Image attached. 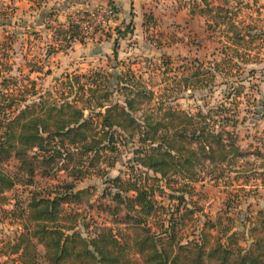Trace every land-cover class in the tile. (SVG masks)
<instances>
[{"label":"trees","instance_id":"obj_1","mask_svg":"<svg viewBox=\"0 0 264 264\" xmlns=\"http://www.w3.org/2000/svg\"><path fill=\"white\" fill-rule=\"evenodd\" d=\"M32 1L37 10L46 0ZM150 1L159 4V0ZM13 3L14 0H8L3 5L5 8H1L0 26L11 24L9 21L16 10ZM176 10H187L191 18L210 17L208 29L222 34L228 43L222 44L224 49L218 51V58L209 68L198 59L191 60V75L198 79L194 85L207 86L219 77H234L237 72L238 76L246 73L249 78L256 73L255 68H247L260 62L259 54L253 58L248 53L261 40L257 26L253 34L243 31V22L236 13L212 0H183ZM56 16L52 8L43 25L51 33L52 41L46 44L44 56L36 58L42 69L31 68V73L51 75L50 67L43 72L45 60L68 51L75 42L86 44L95 39L93 36L97 33L111 38L102 28L85 36L72 19L59 23ZM19 22L25 24L28 38L37 37L39 26L36 23L21 19ZM226 23L233 28L230 33L222 29ZM144 26L158 48L183 42L159 31L153 14L146 15ZM127 31L133 32L131 24ZM12 38L14 36L10 35L0 41V215L9 225H17L18 231L13 237L0 238V258L4 259L0 264H264V211L254 218L247 234L233 232V220L218 215L215 220H206L192 234V239L185 236L187 220L197 226V220L191 218L194 210L186 207L183 195L193 192L189 183L196 181L201 173H207L218 183L224 178L222 167L226 162L237 165L239 158L246 157L239 144L236 120L222 118L234 130L224 128L216 132L212 126L216 120L209 115L192 116L161 103L152 110L138 108L141 96L145 95L149 104L155 93L141 90L137 83L131 88L123 85L124 78L132 82V77L126 74L116 78L119 81L117 92L125 97L123 104L108 99V83L113 74L104 76L100 72L93 76L100 80L93 79L88 86L80 81L85 75L65 73L62 79L67 81L60 82L62 90L54 87L59 99L53 98L52 92L40 96L36 90L38 78L9 76L13 68L9 63L16 55L13 52L16 39ZM115 43L113 55L108 59H119L117 41ZM249 57L252 59L246 60ZM164 62L168 65L171 60L166 57ZM127 72L131 74L130 70ZM87 78L89 81L90 77ZM237 79L229 87L234 102L246 89L242 78ZM75 89L80 92L73 100L68 99ZM30 97L32 104H27ZM86 111L90 112L87 116ZM139 111L144 113L141 122L134 117ZM113 128L128 136H135L136 132L146 135L147 139L141 138V141H150L142 146L136 161L147 170L137 176L110 180L111 186L101 196L102 200H109V204L104 205L108 209L104 212L106 219L91 226L86 222L87 208L82 198L91 197L93 192L91 188L79 189L78 183L93 175L89 168L97 165L102 150L111 153L117 150L121 136ZM91 152L96 153L95 158L89 162L83 160ZM254 153L257 158L263 156L261 149ZM12 159L19 160L15 170L6 164ZM58 169L66 173L69 180H59L55 175ZM102 173L99 169L96 174ZM37 174L53 181L39 185L35 180ZM102 176L106 177L105 173ZM261 177L258 181L264 184ZM17 186H31L35 190L29 192L25 200L17 195L10 197L8 193L14 192ZM245 186L237 193H248ZM157 197H166L169 205H162ZM239 197L236 194L235 201ZM174 200L179 201L178 204H173ZM233 203L229 201V205ZM121 210L125 211L123 216H120ZM109 217L111 222L107 220ZM241 241L247 245L243 246Z\"/></svg>","mask_w":264,"mask_h":264},{"label":"rangeland","instance_id":"obj_2","mask_svg":"<svg viewBox=\"0 0 264 264\" xmlns=\"http://www.w3.org/2000/svg\"><path fill=\"white\" fill-rule=\"evenodd\" d=\"M212 1H214V4L221 5L225 10L236 13L238 19L243 22L241 24L243 31L253 34L255 32L254 27L257 26L258 37L261 40L255 43L252 51H248L253 58L255 54H259L258 59L260 60L259 63L247 68V70L250 68L256 69V73L252 77L249 78L246 73H240L241 76H238L239 73L237 72L235 74L236 77H219L217 81L215 80L207 86L194 85L198 79L191 75V60L198 59L204 63L205 68H209L211 66L210 63L218 58V51L224 49L222 44L228 43L222 38V34L208 29L207 24L210 17L198 16L189 18L185 12H178L176 9L183 0H159L157 6H149L146 9L147 14H154L159 31L182 39V43L158 48L149 37L151 33L146 35V41L143 40L141 41L142 43L138 42V40L130 41L128 38L119 36L120 51L124 50L125 52L120 53L118 60L108 59L107 56L97 60L93 59V57L88 58L85 55L76 56L74 53L68 56L58 55L57 57L55 56L54 70L49 76L44 73H31L30 70L31 68L33 70L42 69V66L38 65L36 58L43 57L48 40H52V37H49L51 33L42 27H37V37L32 35L27 40L26 31H24L26 30L25 24L23 22L20 23V19H16L14 16L9 21L10 25L6 23L4 27L0 26V39L10 35L14 36L13 40L16 39L13 46V52L15 51L16 55L9 63L13 65L9 76L20 79L24 77L38 78L36 90L40 96L46 95L47 92H52L53 98L59 99L60 96L54 92V87L62 90L60 82L67 81L62 78L67 75L65 73H71L63 71H66V67L72 66L78 69L77 74L86 76V78H81L80 81L81 83H87V86L93 79L100 80L98 77H93L95 73L100 72L104 76L113 74V77L110 78V83H108L110 87V97L108 96V99L112 103L123 104L125 100L124 95L121 92H117L119 81L116 78L126 74L128 78L132 77V82L126 81V78H124L123 85L131 88L134 85L133 83H137L141 90L143 88L155 93L149 104H146L145 95L141 96L137 103L138 108H151L152 110L155 106L156 108L159 107L161 103L164 106L168 105L174 110L184 111L192 116L209 115L216 120L212 124L216 132H222L224 128L227 131L234 130L226 125V122L222 119L224 117L232 118L238 122L239 144L243 147L246 157L239 158L237 165L226 162L222 167L224 178L218 183H215L207 173H201L196 177V181L189 183L193 188V192L191 194H183L187 203L186 207L194 210L191 218L197 220L196 227L191 225V221L187 220L189 224L185 236L191 239L192 234L206 220H215L218 215L223 218L229 217L233 220V232L247 234L254 218L264 211V184L258 181L260 176L264 178V0H257V2L256 0ZM6 3L7 0H0V10L2 7L5 8L3 5ZM94 13L77 11L70 17L74 20L75 17L80 15ZM111 24L99 26L98 28H102L104 32L113 33V35H120L116 34L114 30L112 31ZM222 29L228 32L230 30L231 32L233 28L230 23H226L222 25ZM99 35L101 34H94L93 38H97ZM166 57L171 60L168 65L164 62ZM251 59L249 57L246 60ZM44 63L46 66L43 72L47 70V67L51 66L47 64L46 60ZM128 70L131 71L129 75ZM87 77H90L89 81ZM237 78H242L241 80H243V85L246 86V89L242 91V97L236 98L234 102L232 101L233 97L230 95L232 90L229 87L234 81L239 80ZM104 81L105 79L101 83H104ZM24 84H26V81H24ZM75 90L68 95V99L73 100L76 94L80 92L77 89ZM103 99L101 98L100 100ZM32 100L33 98L30 97V101L27 104H32ZM162 113L164 112L162 111ZM89 114L90 112L86 111V116ZM143 114V111H139V113L134 114V117L138 118L136 119L138 122H141ZM112 130L121 136L118 138L117 150L113 153L102 150L100 152L101 158L97 165L89 168L93 175L78 183L79 189L91 188L93 192L91 197L82 198L83 204L87 208L88 219L86 222L91 226H94L95 222L98 224L103 223L106 219L107 215L104 212L108 209L104 208V205L109 204V200H102L101 196L104 190L111 186L108 182L115 177L125 179L129 175L137 176L140 171L147 170L136 161V158L141 155L142 146L146 145L147 141H150L146 140L144 143L141 141V138H146V135L141 136L139 132H136L135 136H128L118 128H113ZM257 149L262 151L263 156L260 158H257L254 153ZM95 156L96 153L91 152L83 157V160L89 162ZM6 164L10 169L15 170L19 165V160L12 159ZM37 169L39 170V168ZM99 169L103 173L98 176L96 173ZM104 173L106 177L102 176ZM149 173L151 174L152 172ZM55 175L61 181L69 180L66 173L61 172L59 169L56 170ZM36 177L35 180L39 185H44L52 180L38 174ZM244 184L248 185L245 186ZM243 186H245V190L248 193H237V190ZM113 188V192H116V189ZM32 190H35V187L17 186L16 190L8 193V195L12 198L17 195L22 200H25L29 196L28 193ZM168 192L170 191L168 190ZM236 194L240 195L238 201H235ZM157 200L161 201L162 205L166 207L169 205L166 197H157ZM230 200L234 201L232 205H229ZM178 202L174 200L173 204L176 205ZM124 213L125 211L121 210L120 216H123ZM107 220L111 222L110 217ZM17 231V225H9L8 221L2 220L0 215V238L5 236L13 237ZM241 242L243 246L247 245L245 242Z\"/></svg>","mask_w":264,"mask_h":264},{"label":"crops","instance_id":"obj_3","mask_svg":"<svg viewBox=\"0 0 264 264\" xmlns=\"http://www.w3.org/2000/svg\"><path fill=\"white\" fill-rule=\"evenodd\" d=\"M110 1L112 0H46L40 9L35 10V2L32 0H14L13 5L16 8L14 18L21 19L22 21L24 20V22L36 23L38 26L41 25L39 27L43 28L44 22L47 21V17L49 13H51L52 8L57 12L56 19L58 22L66 23L71 19L70 15L77 11L86 13L96 12L100 7L109 4ZM114 2L117 5L119 13L117 19L112 22L111 27L112 31L119 29L117 33L120 35H113L112 33L111 38L108 39L99 35L97 38L88 41L86 44L75 42L68 51L56 53L47 60V64L51 65L50 68L52 71L55 66V56L57 57L58 55L68 56L69 54L74 53L76 56L85 55L88 58L93 57V59L100 60L106 56L107 58L112 57L116 41L118 44L119 55L121 52H125L124 50L120 51L119 39L121 36H123V38H128L130 41L138 40L140 43H142L141 41L143 40L146 41V35H148L144 26L147 15L146 9L149 6H155V4H150V0H114ZM178 12H185L186 15L191 18L186 10ZM0 22L2 21L0 20ZM130 24L133 28L132 33L127 31V27ZM28 39L29 38L27 37V40ZM2 40H4V38L0 39V41ZM51 41L52 40H48L47 44L51 43ZM85 56L84 58H86ZM57 67L56 64V68ZM65 69L66 71L63 72H78V69H75L72 66H68ZM3 261L4 259L0 258V263Z\"/></svg>","mask_w":264,"mask_h":264},{"label":"built area","instance_id":"obj_4","mask_svg":"<svg viewBox=\"0 0 264 264\" xmlns=\"http://www.w3.org/2000/svg\"><path fill=\"white\" fill-rule=\"evenodd\" d=\"M112 4L100 7L94 14H84L75 17L74 24H78L85 36H90L99 26L110 25L118 16V8L114 0Z\"/></svg>","mask_w":264,"mask_h":264}]
</instances>
